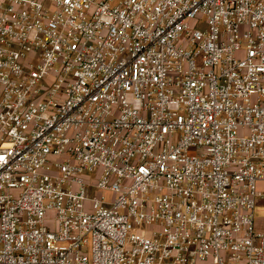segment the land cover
Masks as SVG:
<instances>
[{
    "label": "built area",
    "instance_id": "2783aa9c",
    "mask_svg": "<svg viewBox=\"0 0 264 264\" xmlns=\"http://www.w3.org/2000/svg\"><path fill=\"white\" fill-rule=\"evenodd\" d=\"M261 185L264 0H0V264H264Z\"/></svg>",
    "mask_w": 264,
    "mask_h": 264
},
{
    "label": "rangeland",
    "instance_id": "374dc122",
    "mask_svg": "<svg viewBox=\"0 0 264 264\" xmlns=\"http://www.w3.org/2000/svg\"><path fill=\"white\" fill-rule=\"evenodd\" d=\"M202 27H203V25H202ZM190 155H194V154L191 153ZM259 189L264 193V186L261 185ZM255 216H256V219L258 220V222H261L262 225L264 226V201L257 200V208H256ZM263 229H264V227H263Z\"/></svg>",
    "mask_w": 264,
    "mask_h": 264
},
{
    "label": "crops",
    "instance_id": "0c3cea01",
    "mask_svg": "<svg viewBox=\"0 0 264 264\" xmlns=\"http://www.w3.org/2000/svg\"><path fill=\"white\" fill-rule=\"evenodd\" d=\"M262 186H264V185H262ZM263 227L264 226L262 225V223L261 222H258V220H257V228H258V230L264 233Z\"/></svg>",
    "mask_w": 264,
    "mask_h": 264
}]
</instances>
